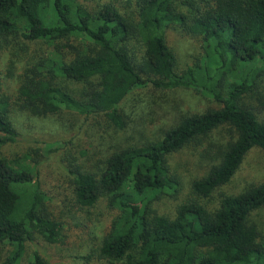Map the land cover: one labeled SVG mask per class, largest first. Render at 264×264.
Masks as SVG:
<instances>
[{
    "label": "trees",
    "instance_id": "16d2710c",
    "mask_svg": "<svg viewBox=\"0 0 264 264\" xmlns=\"http://www.w3.org/2000/svg\"><path fill=\"white\" fill-rule=\"evenodd\" d=\"M138 0V20L111 4L95 13L73 0H0V39L20 33L26 42L57 44L82 38L91 51L71 61L48 58L30 66L20 96L39 114L66 110L86 117L104 114L124 129L120 104L149 85L160 90L198 89L223 104L219 110L184 118L156 143L115 153L100 174L75 173L78 203L93 207L101 197L118 212L99 250L100 257L122 264H264V242L250 215L264 206V184L210 212L198 203L183 204L173 217L155 203L177 193L179 181L167 158L186 145L228 125L238 138L222 153L218 166L193 184L210 197L229 183L253 148L264 152V121L241 106L238 96L259 93L264 79V0ZM185 9L186 11H183ZM179 26L202 38L200 63L176 72V57L166 29ZM37 65V66H35ZM0 75V149L18 141L10 120L12 101L2 92ZM47 201L37 166L0 157V245L9 253L0 264H23L35 235L61 240V226L43 211ZM29 264H51L34 252Z\"/></svg>",
    "mask_w": 264,
    "mask_h": 264
},
{
    "label": "rangeland",
    "instance_id": "374dc122",
    "mask_svg": "<svg viewBox=\"0 0 264 264\" xmlns=\"http://www.w3.org/2000/svg\"><path fill=\"white\" fill-rule=\"evenodd\" d=\"M196 1L200 4V0ZM108 4L137 22L138 0H73L74 7H84L91 13ZM20 36L19 33L7 43L0 39L2 92L12 101L10 120L18 134L15 144L0 149V157L37 166L39 182L47 196L43 211L61 226V240L57 243H48L39 235L28 241L23 264L30 263L34 252L51 264H122L102 259L99 254L118 212L106 197H101L93 207L81 206L75 195L74 174L100 175L115 153L156 143L184 118L219 110L223 104L198 89L160 90L149 85L135 90L120 104L125 122L122 130L104 114L86 117L61 109L39 114L38 108L27 107L20 96L27 68L49 57L60 60V54L68 62L73 60L76 53L65 48L67 44H72L82 54L89 53L91 46L82 38L50 44L26 42ZM166 41L175 54L179 74L200 63L205 54L202 38L192 37L179 26L171 25L166 29ZM262 84L261 94L245 92L237 100L241 106L252 108L264 121V79ZM237 138L235 129L224 125L169 155L170 173L180 185L175 195L155 203L157 212L173 217L179 206L189 203L201 204L215 212L224 198L241 195L264 184V152L253 148L229 183L207 198L194 192V182L220 164L222 153ZM249 220L264 242V206L254 211ZM9 250L8 245H0V262Z\"/></svg>",
    "mask_w": 264,
    "mask_h": 264
}]
</instances>
